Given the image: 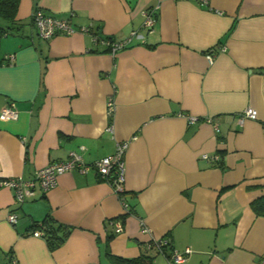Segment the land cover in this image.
Masks as SVG:
<instances>
[{"label":"crops","instance_id":"crops-1","mask_svg":"<svg viewBox=\"0 0 264 264\" xmlns=\"http://www.w3.org/2000/svg\"><path fill=\"white\" fill-rule=\"evenodd\" d=\"M35 8L74 32L39 38ZM132 32L115 51L102 42ZM8 103L18 117L0 118V178L30 179L73 151L92 163L128 142V210L94 169L22 204L0 185V264H169L187 248L181 264H261L264 216L250 203L264 196V0H19L0 37V113ZM248 107L255 118L240 123ZM44 220L69 228L54 248L31 234Z\"/></svg>","mask_w":264,"mask_h":264},{"label":"built area","instance_id":"built-area-1","mask_svg":"<svg viewBox=\"0 0 264 264\" xmlns=\"http://www.w3.org/2000/svg\"><path fill=\"white\" fill-rule=\"evenodd\" d=\"M32 22L35 26L37 35L41 39H49L58 33L71 34L74 32V28L69 19H58L51 15L45 14L41 9L35 8L31 14ZM154 24V18L151 16L149 10H146L145 25L151 29ZM83 31H88V28H83ZM136 36V32H132L129 37L123 40H102L104 44L115 51L117 49L127 46L132 38ZM93 41L98 40L97 36L92 35ZM209 63L213 62L214 55L211 51L205 54ZM13 55H9V61L13 60ZM109 111L112 110V102H108ZM18 117V110L14 103H8L0 113L1 119H16ZM254 110L250 107L245 108L239 115L238 119L241 123L245 119H254ZM199 118L196 116H187L189 124L195 123ZM211 122V119H208ZM216 127V124L214 125ZM217 128V127H216ZM128 147V142H120L117 144L115 152L111 155L104 156L92 163H86L81 155L77 152H70L66 159L53 161L46 164L44 167L39 168L32 178L22 179L19 177L0 178V185H5L13 190L14 199L18 204L24 203L26 200L33 199L37 192L45 191L56 184V179L60 174L78 171L79 173H86L89 169H94L103 179V181L109 183L114 192H116L121 200L124 208L128 210L127 203L121 196L124 192V159L123 156ZM208 158L207 155H204ZM218 156H213L212 160H217ZM7 220L14 224L17 221V215L14 212H10L7 216ZM118 230L122 229V226L118 223ZM36 237H43L44 233L41 229H35L31 233ZM155 246L162 251V247L166 244V241L159 240L154 242ZM190 249L187 248L184 253L170 252L168 254L169 264H181L185 257L184 254L190 253ZM261 264H264V256L261 258Z\"/></svg>","mask_w":264,"mask_h":264},{"label":"trees","instance_id":"trees-1","mask_svg":"<svg viewBox=\"0 0 264 264\" xmlns=\"http://www.w3.org/2000/svg\"><path fill=\"white\" fill-rule=\"evenodd\" d=\"M18 4L19 0H0V37L14 32ZM106 38L112 40L111 37ZM250 207L255 215L264 216V196L253 200L250 203ZM39 226L44 228V237L50 248L58 246L64 240L69 231V228L64 225L54 227L53 225L46 223V220L40 222ZM111 257L114 264H151L150 260L143 256L136 258H122L119 256Z\"/></svg>","mask_w":264,"mask_h":264}]
</instances>
